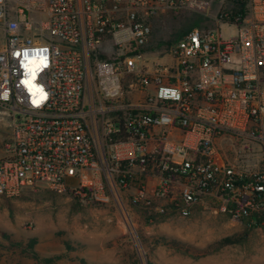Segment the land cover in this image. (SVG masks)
Returning <instances> with one entry per match:
<instances>
[{"label": "built area", "instance_id": "obj_1", "mask_svg": "<svg viewBox=\"0 0 264 264\" xmlns=\"http://www.w3.org/2000/svg\"><path fill=\"white\" fill-rule=\"evenodd\" d=\"M190 29L163 63L145 48L165 14ZM0 195L190 217L212 202L249 228L264 216V0H0ZM0 123L4 124L2 118Z\"/></svg>", "mask_w": 264, "mask_h": 264}, {"label": "rangeland", "instance_id": "obj_2", "mask_svg": "<svg viewBox=\"0 0 264 264\" xmlns=\"http://www.w3.org/2000/svg\"><path fill=\"white\" fill-rule=\"evenodd\" d=\"M220 9L216 3L207 15H162L153 25L151 55L169 63L170 46L194 27H218L223 40L237 36L236 25H215ZM0 118V129L7 130L9 117ZM216 209L205 202L188 218L170 215L148 223L150 216L161 215L125 200L103 205L70 192L26 188L16 197L0 195V258L10 252L30 258L37 247L82 257L85 264H264V225L252 229Z\"/></svg>", "mask_w": 264, "mask_h": 264}, {"label": "crops", "instance_id": "obj_3", "mask_svg": "<svg viewBox=\"0 0 264 264\" xmlns=\"http://www.w3.org/2000/svg\"><path fill=\"white\" fill-rule=\"evenodd\" d=\"M167 59H169V57H167ZM34 251L38 254V258H34L32 256L30 258L18 257L16 256V253L10 252L6 254L4 251H2V253H5L4 255H7V257L4 256L5 260L3 261L0 258V264H83L82 257H68L67 255L58 254L59 252L52 249L47 251L36 247L34 248ZM54 258L55 260L52 262L47 261Z\"/></svg>", "mask_w": 264, "mask_h": 264}, {"label": "trees", "instance_id": "obj_4", "mask_svg": "<svg viewBox=\"0 0 264 264\" xmlns=\"http://www.w3.org/2000/svg\"><path fill=\"white\" fill-rule=\"evenodd\" d=\"M192 29V28H191ZM189 31V30H188ZM188 31H186L184 34H186ZM183 34V35H184ZM183 35H182V37H183ZM181 37V38H182ZM180 38V39H181ZM178 41V40H177ZM151 42V41H150ZM150 44V43H149ZM173 45V44H172ZM171 45V46H172ZM170 46V47H171ZM145 50H147V51H155L156 50V48H151V46L150 45H148L146 48H145ZM170 215H173V214H167V215H165V216H156V215H153V216H150L149 218H147L148 220H147V222L149 223V222H160L161 220H164V219H166L168 216H170ZM264 225V216H262V217H259V219H258V226H263ZM225 242L226 243H231V239H226L225 240ZM32 257H34V258H38V254L36 253V252H34L33 253V256ZM55 260V258L54 259H50V260H47L48 262H52V261H54ZM82 263L83 264H85L84 263V261H82Z\"/></svg>", "mask_w": 264, "mask_h": 264}]
</instances>
